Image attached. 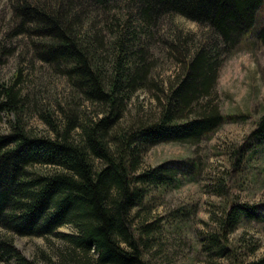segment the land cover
Segmentation results:
<instances>
[{
	"label": "trees",
	"instance_id": "1",
	"mask_svg": "<svg viewBox=\"0 0 264 264\" xmlns=\"http://www.w3.org/2000/svg\"><path fill=\"white\" fill-rule=\"evenodd\" d=\"M262 3L9 0L0 65L11 55L18 64L0 79V259L35 264L13 245L17 234L60 240L48 264H168L155 261L164 221L152 218L149 204L155 192L194 176L199 162L145 167L144 155L162 142L197 144L226 121L216 97L220 70L245 40L264 39V27H255ZM178 18L197 30L184 32ZM161 58L173 64L167 83ZM144 89L154 90L156 110L132 113ZM1 113L12 115L5 129ZM31 116L45 133L28 125ZM247 136L254 149L227 152L234 168L264 146V112ZM224 180L214 193L223 195ZM179 214L165 222L180 221ZM251 221L264 223V198L231 199L203 232V250L223 264H264V252L248 259L258 248L241 244L243 233L229 239ZM65 225L72 230H58Z\"/></svg>",
	"mask_w": 264,
	"mask_h": 264
},
{
	"label": "rangeland",
	"instance_id": "2",
	"mask_svg": "<svg viewBox=\"0 0 264 264\" xmlns=\"http://www.w3.org/2000/svg\"><path fill=\"white\" fill-rule=\"evenodd\" d=\"M9 15V0H0V32L5 29ZM177 21L184 32L197 30V24L193 21L184 18H178ZM255 27H264V0L258 10ZM4 59L5 63L0 65L1 80L10 79L18 64L16 55ZM162 59L160 61L164 63L159 72L162 81L167 83L173 64ZM58 82L55 94L60 95L58 92L62 85ZM153 94L154 90L149 89L137 92L131 101V112L134 113L138 107L143 112L156 110ZM216 97L221 113L228 116L219 128L197 144L162 142L150 147L144 155L145 167L154 166L164 160L189 157L199 162L194 176L182 179L180 184L168 187L162 193L155 192L158 197L149 204L152 205V218L158 216L160 221H164L161 227V250L157 254L156 262L167 260L168 264H223L226 261L224 258L210 256L203 250V232L214 229V217L231 199L256 203L264 198V146L257 147L248 161H244L243 165L241 162L242 166L236 168L227 153L230 148L242 145L254 149L256 141L254 138L249 140L247 135L255 128V121L264 112L263 38L245 40L235 53L224 60L216 86ZM1 116V127L5 129L7 120H12V115L7 118L1 113ZM28 125L39 132L47 131L46 125L37 116H31ZM219 178H226L221 184L223 195L216 194L217 191L213 190ZM176 209L180 212V221L167 224L165 220H170L173 210ZM58 230L70 232L72 227L65 225ZM0 233L5 232L0 229ZM242 233L245 239L241 244L247 243L248 247L258 248L248 259L254 258V255L260 256L264 252V223L244 222L235 233L230 234L231 243ZM12 238L15 248L35 264H48L45 257H55V247L61 244L54 236L49 241L44 237L17 234ZM43 253L46 256L42 257ZM0 264L15 263L0 259Z\"/></svg>",
	"mask_w": 264,
	"mask_h": 264
}]
</instances>
